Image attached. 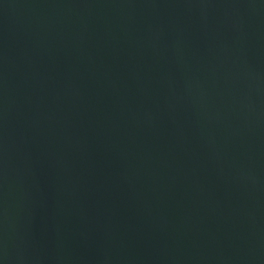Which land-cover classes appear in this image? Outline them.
<instances>
[{"label": "water", "instance_id": "obj_1", "mask_svg": "<svg viewBox=\"0 0 264 264\" xmlns=\"http://www.w3.org/2000/svg\"><path fill=\"white\" fill-rule=\"evenodd\" d=\"M0 264H264V0H0Z\"/></svg>", "mask_w": 264, "mask_h": 264}]
</instances>
